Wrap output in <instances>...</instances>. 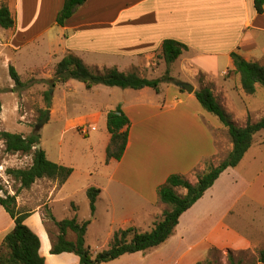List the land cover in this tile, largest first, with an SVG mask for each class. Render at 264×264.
<instances>
[{
	"label": "crops",
	"instance_id": "0c3cea01",
	"mask_svg": "<svg viewBox=\"0 0 264 264\" xmlns=\"http://www.w3.org/2000/svg\"><path fill=\"white\" fill-rule=\"evenodd\" d=\"M10 1L13 0H8L12 12ZM15 2L17 21L10 28L11 34L5 46L17 55L32 42L47 41L49 46L48 62L39 70L28 64V73L39 71L42 79L53 81L57 64L72 53L91 68L117 67L120 71L137 72L149 79L162 77L167 70L172 80L189 82L198 80L203 74L202 87L210 86L226 111L233 110L226 102V96L233 91L229 92L230 88H234L240 98L236 109L246 113L250 110H246L244 99L236 88L238 76L234 72L232 53L237 52L249 61L262 64L264 12L256 11L254 0H86L65 25L56 22L64 0ZM27 17L31 21H27ZM165 39H175L187 45L181 56L170 65L162 55ZM16 70L22 78L20 70ZM172 80L163 82L159 91L151 87L132 89L103 84L88 89L84 82L78 84L77 80L57 85L67 107L88 105L74 95L79 87L99 97V102L91 104L87 114L67 117V130L78 128L82 132V128H86L88 132L84 134L90 135L92 131L101 129L102 142L107 148L111 137L107 128V112L121 104L132 123L122 159L109 162L105 159L103 162L107 167L99 170L96 180L75 188L72 180L76 171L72 167L74 171L64 184L50 181L44 189L48 193L44 205L52 203L56 191L60 194L69 192L70 195L85 192L90 205L89 187L100 189L96 210L88 218L91 223L87 231L89 233L92 226L98 229L99 250L108 249L115 232L120 229L151 231L148 229L154 227L165 210L171 208L159 196V189L167 179L172 174H179L196 183L199 173L206 168V162L222 155L217 132L224 128L223 124L220 120L217 121L219 123H179L197 115H201V119H210L195 91L188 92ZM193 85L199 89L198 84ZM104 96H110V100L102 99ZM256 107L264 109V100L257 102ZM55 108V104L52 105L53 111ZM102 120L106 123H101ZM101 124L104 128H100ZM249 151L237 167L225 170L204 196L182 214L174 233L164 243L146 251L123 254L104 264H198L212 260V249L233 253L254 248L260 236L263 238L261 231L258 237L253 238L242 226L249 221L239 218L234 211L243 200L242 206L248 210L258 209L264 204L261 198L264 183L257 185L254 180L245 181L242 173L241 164ZM86 155L87 150H84L83 156L87 159ZM57 163L65 165L62 161ZM242 182L246 186L239 191L244 186ZM176 191L181 195L187 193L183 187H177ZM17 202L21 209L19 197ZM71 202L72 217L78 218V205L74 200ZM40 207L21 210L31 213L26 224L41 238L40 252L46 259L45 264H79L80 258L75 253L50 252L53 237ZM14 226L15 221L9 214L7 226L0 229V235L3 234L0 245ZM55 227L57 231L54 233L58 234L59 229Z\"/></svg>",
	"mask_w": 264,
	"mask_h": 264
},
{
	"label": "trees",
	"instance_id": "16d2710c",
	"mask_svg": "<svg viewBox=\"0 0 264 264\" xmlns=\"http://www.w3.org/2000/svg\"><path fill=\"white\" fill-rule=\"evenodd\" d=\"M86 0H64V5L59 11L56 22L65 25L77 8ZM258 13L264 12V0H254ZM16 24V20L8 6L4 3L0 6V28L10 29ZM187 48V45L175 39H165L162 44V55L167 65L175 62ZM234 72L238 76L237 88L246 95H256L258 86L264 88V65L256 61H249L237 52L232 53ZM10 74L19 88L25 86L20 74L14 66L9 67ZM70 80L84 82L88 89L95 85L118 86L121 88L142 89L151 87L160 90L163 82H171L169 70L164 76L149 79L140 76L137 72H123L117 67L103 70L91 68L79 56L69 53L56 66L55 77L51 85L65 84ZM47 107L42 110L43 117L46 110L51 107V94L45 91ZM195 95L202 107L217 116L225 128H227L232 150L228 155L215 165L211 161L206 162L203 173L198 175V181L192 183L184 176L172 174L159 189L160 199L171 206L165 210L162 218L156 221L153 229L147 232H137L134 228L120 229L115 232L112 243L108 249L93 254L90 246L86 243V234L91 223L90 219L80 220L76 216L57 221L52 213L49 218L54 221L59 233L53 238L52 254L63 252L75 253L79 256V264H104L115 260L126 253L146 251L164 243L174 233L179 224L182 214L191 208L206 191L210 189L220 175L230 167H237L254 143L255 136L264 131V115L256 122L248 121L245 126L237 125L214 94L210 86H204L195 90ZM131 120L122 109L121 104L107 112V128L111 135L106 149V161L111 159L121 160L128 145ZM0 140H3L9 152H22L32 154L33 161L28 168L9 169L8 173L18 182L21 188H30L38 179L48 178L58 180L59 185L64 184L72 175V167L59 164L50 160L46 151L37 148L41 143L39 133L24 136L21 133L0 131ZM177 187L187 189L185 195L176 191ZM0 181V205L10 214L15 221L14 228L6 234L0 246V264H45V257L41 254V238L28 224L27 218L31 215L28 211L18 208L17 196L4 190ZM100 189L89 187L87 194L90 200L92 213L96 210V202ZM75 208V207H74ZM69 231L76 235L75 240L68 239ZM231 264H241L235 261L232 252L229 253ZM198 264H215L212 260H205ZM251 264H264V249L259 251L256 261Z\"/></svg>",
	"mask_w": 264,
	"mask_h": 264
},
{
	"label": "rangeland",
	"instance_id": "374dc122",
	"mask_svg": "<svg viewBox=\"0 0 264 264\" xmlns=\"http://www.w3.org/2000/svg\"><path fill=\"white\" fill-rule=\"evenodd\" d=\"M4 3L8 4V0H0V6ZM15 3V0L9 2L12 8V14L17 21ZM26 20L31 21V18L27 17ZM22 21H24V18ZM9 34H11V29L0 28V131L21 133L24 136L39 133L41 136L40 144L42 148L48 152L49 159L54 162L62 161L65 165L75 169L76 174L73 178L74 180H72V186H75V188L96 180L99 170L102 171L107 167V164L103 162L106 159L107 148L102 142L103 140L100 134L101 129L92 131L90 135H86L78 128L67 130L65 123L69 116L87 114L90 105L99 102V97L79 87L76 88L77 90L74 95L85 101V104L88 105L85 107H78L76 105L67 107L64 95H62V91L57 86L58 83L52 86L49 79H42L41 72L35 71L28 73L27 70L28 64H33L39 70L42 65L48 62L46 55L49 52V46L47 45V41L32 42L30 46L17 55L10 47L5 46ZM11 65L20 70L23 78L21 79L25 82L23 88L17 87L12 79L9 70ZM262 65H264V59ZM93 68L100 69L98 67ZM165 73L166 72H164L162 76H164ZM53 75V77H55V72ZM39 76L41 78H38ZM204 77L205 76L201 74L198 80L194 79L190 82H186L198 84V88H200L204 85ZM77 83L81 84L82 82L77 80ZM232 89L233 91L230 92ZM51 90H53L52 94ZM45 91H49L51 94V113L46 123L41 129L37 130V126L42 119L41 112L47 107L44 95ZM229 92L231 94L230 96H226V102L233 110L232 112L227 111V113L237 125L245 126L248 121L256 122L264 115V109H256V103L264 100V97H262L264 96V88L262 86H258L256 95H246L245 93L239 92L244 99L246 110L250 108L247 113L245 110L241 112L236 109V107L240 105V98L237 96L234 88H230ZM102 99L108 101L110 100V96H104ZM54 104L56 108L53 111L52 105ZM205 113L209 115L208 117L211 121L207 118L201 119V115H197L196 117H191L189 120L183 119L179 123H213L214 121H216L215 123H219L217 122L219 121L217 116L209 112ZM101 123H106V120H102ZM102 127L104 128L101 124L100 128ZM217 135L222 155L211 161L215 165L219 164L220 161L228 155L232 147L227 128L224 127L220 132H217ZM84 150H87V159L83 156ZM32 161V154L9 152L6 149L5 142L0 140V181L4 185V190L8 193L14 194L19 190L18 197L21 201V209L33 210L37 206H41L40 208L43 213L46 227L53 238L57 236V234H55L57 230L54 221L49 218L50 212L57 220L71 218L74 212L71 200H74V203L78 205L77 216L79 219L82 218L81 220H85L91 216L92 210L85 192H77L76 194L70 195L69 192L60 194L56 191L52 203L50 205H44L48 197V193L44 191L45 187L49 186L50 181L56 182L59 185L58 180L42 178V180L37 181V184H33L30 188H21L20 182L16 181L8 173V170L28 168L31 166ZM241 169L242 173H244L245 181L249 182L254 180L257 185H262L264 183V131L259 132L255 136L253 146L245 162L241 164ZM243 185L244 186L240 188L239 191L246 186V183H243ZM263 192L261 193L262 197L260 196L262 199H264ZM0 193L1 195L4 194L3 192ZM243 202L245 201L243 200L238 203L237 207L234 209L237 216H240L239 218L244 217L246 221H249L244 223V225L242 224V226L248 234H252V237L254 236L253 238L258 237L261 231L263 238L260 236L259 243L257 242L254 248L233 251L232 254L235 261H240L241 264H251L256 261L259 251L264 249V204L258 209L248 210L246 207L242 206ZM8 221L9 214L0 205V229H4ZM251 221H253V223H251ZM37 222L40 223L39 220H37ZM152 228L148 230H152ZM97 233H99V231L95 226H92L89 233H87V244L91 246L94 255L102 251V249H97ZM2 236L3 234L0 235V239ZM67 237L73 240L76 235L73 231H69ZM229 253L218 249H212L210 259H212L215 264H231L229 256L227 255Z\"/></svg>",
	"mask_w": 264,
	"mask_h": 264
},
{
	"label": "water",
	"instance_id": "95a60500",
	"mask_svg": "<svg viewBox=\"0 0 264 264\" xmlns=\"http://www.w3.org/2000/svg\"><path fill=\"white\" fill-rule=\"evenodd\" d=\"M173 83L177 86H179L180 88L188 91V92H194L196 90L195 86L189 82L186 81H181V80H172ZM53 93V90H51V94ZM51 113V109H47L45 115L42 117V119L40 120L38 126H37V130L41 129V127L46 123V121L49 119ZM37 148L41 149L42 146L41 144H37L36 146Z\"/></svg>",
	"mask_w": 264,
	"mask_h": 264
},
{
	"label": "built area",
	"instance_id": "2783aa9c",
	"mask_svg": "<svg viewBox=\"0 0 264 264\" xmlns=\"http://www.w3.org/2000/svg\"><path fill=\"white\" fill-rule=\"evenodd\" d=\"M82 132H83V133H87V132H88V129H86V128H82Z\"/></svg>",
	"mask_w": 264,
	"mask_h": 264
}]
</instances>
